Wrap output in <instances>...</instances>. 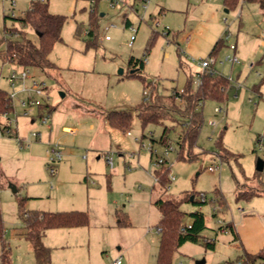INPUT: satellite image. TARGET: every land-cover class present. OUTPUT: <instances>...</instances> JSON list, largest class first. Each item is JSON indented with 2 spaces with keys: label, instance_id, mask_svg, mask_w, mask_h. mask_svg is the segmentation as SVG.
Returning <instances> with one entry per match:
<instances>
[{
  "label": "rangeland",
  "instance_id": "1",
  "mask_svg": "<svg viewBox=\"0 0 264 264\" xmlns=\"http://www.w3.org/2000/svg\"><path fill=\"white\" fill-rule=\"evenodd\" d=\"M48 1L50 11L68 16L63 43L56 44L51 54L59 66L66 67L50 73L31 70L46 85L38 99L46 100L48 107L40 111L36 105L33 113L26 115L22 99L27 94L20 92L9 118L4 117V123L17 129L20 137L27 138L32 132L43 136L21 145L0 129V258L5 248L12 264H39L25 235L23 211L80 210L88 213V225L47 230L43 242L50 249L49 264H116L118 259L122 264H159L161 212L155 200L205 192L208 203L201 207L184 202L181 208L186 212L203 210L207 224L203 235L215 238L217 248L186 242L174 253L172 263L197 264L204 259L205 264H242L239 257L245 244L256 247L264 231V194L237 199L240 186L256 189L264 185V168L257 170L258 158L264 160V143L262 148L258 143L264 141V12L259 5L251 3L256 9L248 17L245 10L241 13L242 0L230 10L225 0H120L115 5L99 0L95 5L97 45L86 48L83 45L95 37L87 34L90 0ZM30 5L31 0H0V52L9 37L7 28L22 26L14 17L23 15ZM76 19L80 28L74 36ZM26 32L37 40L33 28L26 27ZM220 37L225 45L234 44L237 38L242 52L237 54L239 62L233 72L228 62L220 63L227 46L215 56L217 71L231 79L232 87L224 101L205 100L195 157L182 158L180 126L171 121L143 126L136 107L146 97L144 90L150 94L154 84L167 95L175 87L184 88L188 80L196 87L197 73L203 71L199 61L209 57ZM131 56L145 59L143 70L131 74ZM10 70L20 69L0 57V76H7ZM0 87L11 91L6 77L0 78ZM216 107L222 111L217 112ZM111 110H129L130 127L112 126L105 116ZM40 114L49 119L50 136ZM65 124L77 133L63 130ZM165 125L173 149L164 166L170 167L169 175L175 178L161 188L156 162L167 147L159 142ZM47 141L66 147L62 159L55 162L54 174L49 169ZM219 142L233 155L219 158ZM107 152L112 153L113 168L107 162ZM217 164L221 169L210 171L209 167ZM217 190L224 195L226 206L211 202ZM220 222L236 227L242 236L237 245L230 232L219 231Z\"/></svg>",
  "mask_w": 264,
  "mask_h": 264
},
{
  "label": "trees",
  "instance_id": "2",
  "mask_svg": "<svg viewBox=\"0 0 264 264\" xmlns=\"http://www.w3.org/2000/svg\"><path fill=\"white\" fill-rule=\"evenodd\" d=\"M99 0H90L89 28L87 34L95 36L94 39H88L86 48L97 45L98 16L96 13V4ZM251 3H257L264 11V0H242ZM226 7L233 9L238 5L240 0H225ZM22 26L7 28L9 37L5 39V47L1 50V58L4 62H10L17 67H27L31 69H39L45 73H50L56 64L51 61L50 54L55 45L63 42L62 31L67 22L68 16L59 13H52L49 9L48 0H31L29 10L23 15L14 17ZM129 25V23H126ZM26 27L33 28L37 32V40L28 37ZM77 26V30L79 32ZM81 32L79 33V36ZM224 46V38L221 37L213 46L209 56H216ZM132 69H136L135 74L145 67V59L131 56L128 61ZM200 77L201 84L194 87L192 80H188L187 84L181 92V89L173 88L170 95L162 94L158 91L157 85H153L150 89L149 96L145 97L143 102L136 107V112L142 125L149 123L164 124L171 121L174 125L181 128L178 136L180 145V156L182 158L192 159L194 147L200 134L203 124L202 107L205 100L214 99L216 101H224L227 98V90L231 89V81L228 77L209 71H201L197 73ZM228 89L226 90V88ZM49 104L39 106V110L48 107ZM13 101L8 95L7 90L0 87V129L5 132L7 124L4 123L5 114L13 110ZM43 114H40L42 116ZM106 117L109 123L121 129L126 130L132 122V113L129 110H111L107 112ZM168 126H164L159 142L170 146L167 137ZM12 136V135H9ZM221 151L219 155L221 159H227L232 156L229 150L223 147L219 142ZM227 152L228 154H225ZM186 153V154H185ZM223 156V157H222ZM225 156V157H224ZM229 158V157H228ZM166 164V163H165ZM163 164L156 170L157 181L161 188H166L171 182L169 175L170 167ZM252 189H254L252 187ZM246 185L240 186L237 193V199L250 200L253 196L264 194V185L252 190ZM216 196L211 199L212 203L226 206V199L221 191H216ZM204 196V200L202 199ZM194 196L193 199L191 197ZM184 202H193L201 207L208 203V197L205 192H201L198 196L187 194L182 199L159 197L155 200L156 206L161 212L159 222L160 230V247L157 255L159 264H173L172 258L174 253L186 242L199 243L203 242L206 248L214 249L216 245L215 238L206 237L203 231L207 227L206 215L200 208L197 211L186 212L181 208ZM217 211L213 213L216 215ZM25 235L32 242L35 255L39 264L50 263V249L44 244L43 238L48 229L54 227H80L89 224V215L86 211L70 210V211H41L29 210L22 212ZM187 216L189 220H187ZM229 232L232 234V240L236 241L239 236L233 224H227ZM220 229V227L218 228ZM0 238H2V221L0 215ZM242 264H256L261 260L264 264V250L258 253H250L244 250L243 255L239 257ZM0 264H12L9 251L5 248L1 253Z\"/></svg>",
  "mask_w": 264,
  "mask_h": 264
},
{
  "label": "built area",
  "instance_id": "3",
  "mask_svg": "<svg viewBox=\"0 0 264 264\" xmlns=\"http://www.w3.org/2000/svg\"><path fill=\"white\" fill-rule=\"evenodd\" d=\"M110 1H111L112 5L118 4L120 2V0H110ZM157 25H159V22L157 23ZM105 29H108V27H106ZM132 29L134 30L135 27L132 26ZM262 35L264 36V30H263ZM229 36L230 35L227 34L225 36V38L227 39ZM106 38L109 39L110 36L106 35ZM229 48L232 50V53L226 55L225 59L222 60L221 62H230L232 64L238 63L239 58L235 52L236 48H237L236 44L235 43L230 44ZM216 63H217V59L214 56H209L208 58L201 59L199 61V64L203 67V71L219 73L217 71V69L215 68ZM19 69H20L19 71L10 70V72L7 76L2 75V76H0V78L6 77L8 79L10 86H11V91L10 92L7 91V92H8V95L11 97L12 101L14 100V98H16L20 94V92H24L27 94L26 98L22 99V106L24 107L25 114L29 116L31 113H33V107L34 106H36V105L41 106L46 102V100L44 102V101H41L38 99L39 96H42L44 94L46 85L44 82L38 81L35 78V76L31 74V70H32L31 68L19 67ZM229 80L231 81V79H229ZM196 84H197V86H199L201 84V80H200L199 76L197 78ZM180 91L183 92V89H181ZM144 94L146 95V97L149 96V91L144 90ZM13 107H14V105H13ZM215 110L217 112L222 111V109L220 107H216ZM40 117H41L42 123L48 124L49 119L47 116L42 115ZM5 118H9V116H7L5 114ZM7 125L8 126L5 129V132L8 135L14 136L21 143V145H26V144L29 145V143H31L32 139L37 140V139L41 138L40 132H32L29 138H21L20 136H18L16 134L15 129H13L9 124H7ZM47 127L50 128L51 125L48 124ZM65 131H67L70 134H76V132H77V130L75 128H70V127L65 128ZM258 143L260 145V148H262V145L264 143L263 139H259ZM47 144L48 145H47L46 153H47V157L49 160V169H50L51 173L54 174L56 172L55 162L62 159L64 151H65V146L59 142H48ZM172 149H173V147H170V146H167L165 148L164 152L162 153V155L159 157V159L156 162L158 168L167 162V155L169 154V151ZM152 150H153V147H151V151ZM155 152H156V150H155ZM105 156H107L108 164L112 167L114 165L112 153L107 152L105 154ZM217 156L220 158L219 154H217ZM220 163H222V162H220ZM209 169H210V171H215L216 169H221V164H217L215 166H210ZM170 178H171V180H173L175 178V176L172 175ZM202 199L204 200L203 195H202ZM216 211H217V209L214 208L212 213H214ZM220 223L221 224L219 226L220 227L219 231H221L223 233H229V228L227 227V224L224 222H220ZM160 230H161V228H159V231ZM120 263H121V261H120V259H118L117 264H120Z\"/></svg>",
  "mask_w": 264,
  "mask_h": 264
},
{
  "label": "crops",
  "instance_id": "4",
  "mask_svg": "<svg viewBox=\"0 0 264 264\" xmlns=\"http://www.w3.org/2000/svg\"><path fill=\"white\" fill-rule=\"evenodd\" d=\"M260 7V6H259ZM85 8V7H84ZM49 9H50V4H49ZM256 8H254V6H251V2H246V1H242V8H241V13L245 10L246 11V14H247V16L248 17H250V14H251V12L252 11H254ZM261 9V8H260ZM262 10V9H261ZM263 11V10H262ZM51 12L52 13H56V11H54V10H52L51 9ZM264 12V11H263ZM75 16V15H74ZM68 21V20H67ZM129 23L130 24V20L129 19H127V21H126V23ZM67 23V22H66ZM65 23V24H66ZM75 29H74V36H76L75 35V32H76V30H77V25H78V23H79V20H75ZM64 29V28H63ZM62 33H63V31H62ZM62 36H63V34H62ZM221 38V37H220ZM64 40V39H63ZM219 40V38L216 40V42ZM215 42V43H216ZM59 43H63V42H59ZM215 43H214V45H215ZM58 44V43H57ZM235 44H236V46H237V48H236V54H238V53H242L240 50H239V48H238V41H237V38H236V41H235ZM83 45V44H82ZM213 45V46H214ZM56 46V45H55ZM83 46H86V44H84ZM83 46H81L80 47V50L78 51V53H80V51H82L83 49ZM224 46H227V49H228V51H227V54L226 55H228V54H231L232 53V50L229 48V45H225L224 44ZM213 48V47H212ZM212 50V49H211ZM211 52V51H210ZM210 52H209V54H210ZM52 54V53H51ZM50 54V59H51V61H53L55 64H56V66L58 67V68H65L66 66H59L54 60H53V57H52V55ZM74 55V54H73ZM72 55V56H73ZM80 55H81V53H80ZM220 63L221 64H225V63H227V62H221L220 61ZM228 64H230V71L231 72H233V70H234V68H235V64L236 63H234V64H232V63H230V62H228ZM215 66H216V64H215ZM216 68V67H215ZM221 74V73H220ZM223 75V74H222ZM229 91L231 90V89H228ZM227 90V91H228ZM260 94H262V93H260ZM227 97H228V93H227ZM105 116H106V114H105ZM34 122H36V120H34L33 118L31 119V123L32 124H34ZM68 127H70L69 125H63V127H62V129L63 130H65V128H68ZM48 128V130H49V136L51 135V130H52V127H47ZM71 128V127H70ZM102 131H105V128L103 127L102 128ZM15 132H16V134L19 136V133H18V130L17 129H15ZM77 133V132H76ZM73 135H75V134H73ZM30 136V135H29ZM29 136L27 137V138H29ZM42 134H41V138L40 139H37V141L38 140H41L42 139ZM21 138H24V137H21ZM48 140H50V139H48ZM106 140L107 141H110L109 140V138H106ZM48 142V141H47ZM47 142L46 143H44L45 145H46V149H47ZM65 149H66V147H65ZM74 154V153H73ZM66 163V162H65ZM113 168V167H112ZM261 195V194H260ZM160 219H161V217H160ZM159 222H160V220H159ZM159 222H158V230H159ZM80 227H83V226H80ZM264 227V226H263ZM68 229H71V228H75V227H67ZM234 228H235V230H236V232H237V234H238V236H239V239L238 240H236V241H233V244H234V246L235 245H237L238 243H239V241H240V239L242 238V236L240 235V233L238 232V230L236 229V227L234 226ZM47 233V232H46ZM46 235V234H45ZM252 240V239H251ZM241 243V242H240ZM251 243H252V241H251ZM246 246L244 247V250L245 251H247V252H250V253H258V252H260V251H262V250H264V231H263V233H262V235H261V238L259 239V242H258V245H256V247H250V246H247V244H245ZM159 247H160V231H159ZM215 248H217V244L215 245ZM116 264H117V261H116ZM120 264H122V263H120Z\"/></svg>",
  "mask_w": 264,
  "mask_h": 264
},
{
  "label": "water",
  "instance_id": "5",
  "mask_svg": "<svg viewBox=\"0 0 264 264\" xmlns=\"http://www.w3.org/2000/svg\"><path fill=\"white\" fill-rule=\"evenodd\" d=\"M226 11L228 12V9H226ZM135 71H136V69H131V73H133ZM119 72L123 73L124 70L121 69ZM63 95H64V93H63ZM263 168H264V160L262 158H258V160H257V170L258 171H262ZM11 187H12L13 191H15V192L18 190L17 187L14 186V185H12ZM193 198H194V196L191 197V199H193ZM197 264H205V260L203 259L201 261H198Z\"/></svg>",
  "mask_w": 264,
  "mask_h": 264
}]
</instances>
